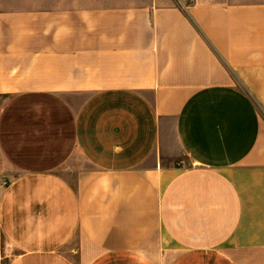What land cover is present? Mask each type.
<instances>
[{"label": "crops", "instance_id": "crops-1", "mask_svg": "<svg viewBox=\"0 0 264 264\" xmlns=\"http://www.w3.org/2000/svg\"><path fill=\"white\" fill-rule=\"evenodd\" d=\"M0 264H264V0H0Z\"/></svg>", "mask_w": 264, "mask_h": 264}, {"label": "rangeland", "instance_id": "rangeland-1", "mask_svg": "<svg viewBox=\"0 0 264 264\" xmlns=\"http://www.w3.org/2000/svg\"><path fill=\"white\" fill-rule=\"evenodd\" d=\"M181 166H183V164H181ZM73 175H74V173L71 174V176H73ZM72 178H74V177H72Z\"/></svg>", "mask_w": 264, "mask_h": 264}]
</instances>
